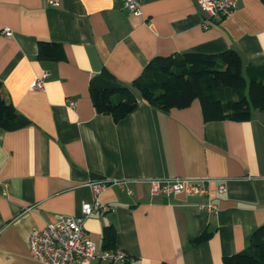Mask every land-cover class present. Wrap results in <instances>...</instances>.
Instances as JSON below:
<instances>
[{"label": "crops", "instance_id": "crops-1", "mask_svg": "<svg viewBox=\"0 0 264 264\" xmlns=\"http://www.w3.org/2000/svg\"><path fill=\"white\" fill-rule=\"evenodd\" d=\"M138 2L135 14L120 0H0L1 95L30 120L0 127V264H44L30 255V232L80 215L93 199L90 178L124 185L106 187L99 200L111 207L84 218L98 255L79 264H221L264 224V111L205 121L197 99L169 111L139 99L115 121L95 111L88 88L103 70L130 84L153 57L186 50L231 48L244 65L263 64L264 4L234 0L230 14L211 19L196 0ZM38 41L60 42L64 59H39ZM37 78L41 89L31 87ZM156 178L202 180L216 210H198L204 196L150 194ZM107 225L114 245L103 248ZM103 249L128 259H103Z\"/></svg>", "mask_w": 264, "mask_h": 264}, {"label": "trees", "instance_id": "trees-1", "mask_svg": "<svg viewBox=\"0 0 264 264\" xmlns=\"http://www.w3.org/2000/svg\"><path fill=\"white\" fill-rule=\"evenodd\" d=\"M37 57L62 60L63 47L60 42L38 41ZM1 88L0 81V127L14 130L28 125L30 120L1 95ZM88 88L95 111L115 121L132 112L139 99L163 111L187 107L197 99L205 121H244L254 110L264 111V63L244 65L231 48L215 53L186 50L153 57L130 84L103 70L90 78ZM207 236L202 233L191 242ZM114 239L115 229L104 226L103 248L113 247ZM221 264H264V224L252 231L244 250L224 256Z\"/></svg>", "mask_w": 264, "mask_h": 264}, {"label": "built area", "instance_id": "built-area-1", "mask_svg": "<svg viewBox=\"0 0 264 264\" xmlns=\"http://www.w3.org/2000/svg\"><path fill=\"white\" fill-rule=\"evenodd\" d=\"M52 6H58L60 0H45ZM124 6L135 14L140 13L139 0H120ZM199 7L211 19L224 17L235 7L234 0H196ZM6 37L11 35L9 28L3 29ZM47 75L44 72L41 77ZM32 88L41 89L43 87L42 78L35 79ZM73 104V102H70ZM122 181L109 178H90L86 185L92 192V202H84L81 205L80 215L59 216L55 221L47 224L43 228L34 229L28 237V248L33 259L44 264H79L81 261H88L98 255L94 243L89 239L84 231V218L91 210L98 208L102 211L108 210L111 206L102 204L99 195L106 188L113 184L122 187ZM220 192L225 190L224 184L218 185ZM184 193L188 196H204L205 200L197 203L198 210L213 212L216 205L208 197V188L202 180L190 178H174L171 180L151 179L150 194L170 195ZM103 259L111 262H125L128 254L121 249H103L99 255Z\"/></svg>", "mask_w": 264, "mask_h": 264}]
</instances>
